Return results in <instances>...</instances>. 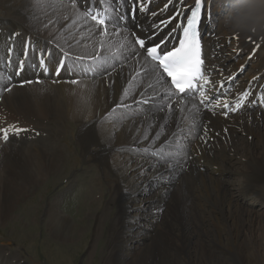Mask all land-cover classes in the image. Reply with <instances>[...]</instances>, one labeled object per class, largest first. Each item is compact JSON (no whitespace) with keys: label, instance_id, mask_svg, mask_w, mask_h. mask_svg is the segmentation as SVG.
I'll return each mask as SVG.
<instances>
[{"label":"bare ground","instance_id":"6f19581e","mask_svg":"<svg viewBox=\"0 0 264 264\" xmlns=\"http://www.w3.org/2000/svg\"><path fill=\"white\" fill-rule=\"evenodd\" d=\"M207 2L212 19L217 15L216 0ZM65 3L70 9L82 12V6L93 0H65ZM193 3L194 0H179L173 5L172 0H150L152 10L147 16V27L176 10L182 13ZM45 8L35 7L30 0H0V41L16 33L14 48L18 58L26 42L36 50L47 49L50 72L57 64L54 61L59 59H66L67 67L68 62L77 66L94 63L93 57L99 58L104 48L97 37L88 33V24L94 22L89 20L86 24L84 19H78L73 26L76 17L62 9L49 8L47 4ZM61 12L68 18L62 19ZM211 23L209 27H213ZM171 24L170 27L174 25ZM217 26L223 37L218 36V32L208 37L214 41L216 55H221L222 42L231 37L232 43L250 56L252 64V70L250 67L238 85L254 84L264 72V33L238 35L239 38L234 39L220 24ZM103 55L108 57L107 52ZM35 58L28 61L20 77L15 76L13 67L0 64V73L5 77L11 74L10 80L0 84V129L28 130L10 136L7 142L0 136V225L16 216L14 210L21 197L49 175L61 173L66 155L57 138L65 124L71 123L77 127L76 141L81 155L97 167L119 202L115 220L110 222L108 251L102 256L104 264H264V212L258 214L237 202L241 194L264 200V112L224 117L221 113L201 110L196 122L205 126L206 133L193 131L188 135V129L195 125L182 123L185 131L179 139L188 146L189 154L183 162V171L171 177L174 185L165 188L156 183L151 170L139 181L135 179L137 165L144 164L135 149L150 143L153 131L162 133L161 140L167 136L169 143L175 139L171 133L180 131L171 115L166 122L168 127L156 128L163 123L160 117L165 111L153 109V115L143 110L144 105L134 103L141 99L138 95L141 87H133L135 80L132 79L142 71L137 63L140 57L123 61L122 68L116 64V71L111 75H83L72 68L58 79L33 74L37 68L30 63ZM242 61L235 57L230 65L223 59L220 62L215 59L210 67L217 79L226 80L233 73L229 69L236 68ZM109 63L114 61L109 59ZM34 77H39L40 81L34 82ZM72 79H76L75 83ZM21 81L28 83L20 86ZM5 84L11 91L4 90ZM129 88V96L121 101L124 90ZM176 99L156 97L157 108L167 109L170 114ZM118 103L129 106L122 109L128 116L119 123L115 122L119 113L112 112ZM50 122L56 130L48 126ZM137 128L139 132L134 131ZM46 130L44 138H26L31 132ZM144 132L149 136L148 141L140 136ZM137 136L141 141L139 145L133 143V137ZM130 149L134 150L130 152ZM164 150L172 151L167 144ZM132 159L135 163H131L129 170ZM231 161L238 165L235 169L239 178L237 189L222 178L229 171L227 166ZM144 166L147 169V164ZM133 187H141L135 198L125 191ZM64 194L56 193L39 205L44 211L45 232L59 239H67L75 226L62 207ZM33 203L28 202L23 210H30ZM140 206L144 208L143 214ZM133 218L140 221L138 227L130 223ZM95 219L96 234L100 218ZM259 241L263 242L262 247ZM55 247L57 252L66 248ZM0 264L28 263L21 254L0 247Z\"/></svg>","mask_w":264,"mask_h":264},{"label":"snow or ice","instance_id":"6c2138e0","mask_svg":"<svg viewBox=\"0 0 264 264\" xmlns=\"http://www.w3.org/2000/svg\"><path fill=\"white\" fill-rule=\"evenodd\" d=\"M178 2L179 0H172L173 5ZM30 3L39 8H45V4H47L49 8H58L62 9L63 12H68L69 16L76 17V19H73V26L78 22V19H84L86 24L89 20L94 22L88 24V33L90 36L97 37L98 42L104 45L103 52H107L108 57H104L103 52L99 58L93 57L94 63L83 67L85 74L94 72L97 75H111L116 71V64H119L122 68L123 61H130L131 58L140 57L137 63L140 64L142 71L137 73V76L132 79L135 80L133 87L136 85H140L141 87L138 93L141 99L134 101V103L144 105L143 110L153 113V115H155L153 109L165 111V115L160 117V121L163 123L157 124L155 126L156 128L168 127L169 125L166 122L168 116L171 115L175 121L176 128L180 129V131H173L171 133V136L175 138L171 143H169L167 136L161 140L162 133L160 131H153L150 143L142 148L135 149L137 155L144 160V164H147V169L144 164L137 165L135 179L139 181L141 177L146 176L147 172L151 170L152 176L155 178L157 184H162L165 188L174 185L175 181L171 177L183 171V162L189 154L188 146L179 139L185 131L181 127V124L190 123L195 125L194 128L188 129V135H191L193 131L206 133L205 126L197 123L196 118L202 109L207 110L208 103L210 102L209 96L203 91V87L209 83V79L202 72L204 61L201 59V41L197 33V24L201 22L202 16L206 21L211 15L207 0H194V3L191 5L193 10H191L190 18H185L187 26L181 29L183 32V40L180 42L178 48L167 54H158V49L161 47L159 44L156 46H148V37H139L133 30L127 27V21L129 19H134L136 15L145 11L141 5L142 3L146 4L147 0H102V4H108L111 10L105 11L102 7L97 6L100 7L99 13L91 9L76 12L74 8H69L65 0H30ZM45 11H47L46 8ZM63 12H61V18L67 19L68 17L63 16ZM179 15L180 12L178 11L177 16ZM176 18V16L173 17V19ZM122 29L124 31H121ZM138 30H140L139 26ZM16 35V33H12L5 37L3 41H0V64H7L13 67L15 74L18 75L26 69L28 61L37 57V53H39L36 67L46 71V58L49 55L48 50H36L30 42H26L18 58L14 48ZM233 38L238 39L239 36L234 35ZM114 48L118 50L114 52ZM141 49L143 52H141ZM129 52L131 56L128 55ZM81 58L77 57V59ZM109 59L114 61V63L110 64ZM57 65V75L61 68L64 72L69 71L65 60H57ZM161 68L163 69L162 72L160 71ZM168 77L171 78V83H169ZM10 79L11 74L5 77L3 73H0V84ZM25 83L28 82L21 81L20 86H24ZM198 84L200 85L199 89L197 88ZM222 88L223 85H221ZM4 90L11 91V88L5 84ZM130 91V88L124 90L121 101L129 96ZM211 91L212 89H209V92ZM244 96L248 97L242 105L246 107L247 103L253 102L254 97L249 92H245ZM156 97L160 99L166 98L169 101H172L174 97L177 98L173 111L169 114L167 109L157 108ZM211 99L216 100V97L212 96ZM185 100L187 104L183 103ZM128 107V105L121 103H118L114 107L112 112L119 113L116 116L115 122L119 123L128 116V113L122 110ZM221 107L223 109H229L230 105L225 102ZM232 110L235 109L233 108ZM223 114L227 116L228 112L225 111ZM21 131L28 130L16 128L13 131L12 129L4 128L0 129V136L7 142L10 136L18 135ZM134 131L139 132V129H134ZM140 136L143 137L144 141L149 140L147 132L140 133ZM196 138L199 139L200 135L198 134ZM184 139H187V136H184ZM140 142L139 136L133 137V143L135 145H139ZM165 144L172 151L166 152L164 150ZM133 150L130 149L129 151L131 152ZM131 163H135V160L132 159L129 161V170H131ZM139 190H141V187L125 188V191L133 195L134 198ZM139 210L143 214V206H140ZM130 223L138 227L140 221L133 218Z\"/></svg>","mask_w":264,"mask_h":264},{"label":"rangeland","instance_id":"374dc122","mask_svg":"<svg viewBox=\"0 0 264 264\" xmlns=\"http://www.w3.org/2000/svg\"><path fill=\"white\" fill-rule=\"evenodd\" d=\"M233 3L235 4V0ZM222 12L224 13V11ZM213 16L215 18L216 15ZM225 49H231L229 39L225 43ZM250 67L252 70V64ZM48 126L56 130L53 122H50ZM46 132L47 130L43 133L40 131L31 132L26 138H44ZM76 138V125L65 124L57 138L63 155H66L64 156L66 158L63 170L55 176L49 175L25 197H21L14 210L16 216L11 217V221L7 224L0 225V247L21 254L23 260L28 264H104L102 256L108 251L109 227L115 220L119 202L116 201L107 180L101 176L97 167L86 161L81 155ZM219 162L222 163L220 160ZM228 165L227 167L230 169L224 173L223 181L237 189L239 188L236 187L239 178L235 171L238 169V165L233 161L228 162ZM40 191L41 193H39ZM56 193H65L61 204L75 223L74 229L67 239H59L52 236L51 233L45 232L42 221L44 211L39 205L52 199ZM28 202L35 203L30 204V210H23V206ZM237 202L242 207L258 214L264 212V200L262 199L254 200L250 196L241 194ZM96 215L100 218V224L99 230L97 229L95 234ZM259 244L260 247L263 246V242L259 241ZM76 245L77 247L73 248ZM55 246H65L66 248L63 252H57L54 249Z\"/></svg>","mask_w":264,"mask_h":264},{"label":"clouds","instance_id":"9594fccd","mask_svg":"<svg viewBox=\"0 0 264 264\" xmlns=\"http://www.w3.org/2000/svg\"><path fill=\"white\" fill-rule=\"evenodd\" d=\"M216 6L224 11L220 25L226 34L264 33V0H216Z\"/></svg>","mask_w":264,"mask_h":264}]
</instances>
